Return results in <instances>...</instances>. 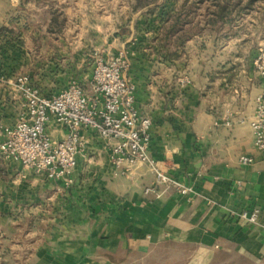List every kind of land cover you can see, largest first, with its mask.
<instances>
[{
  "label": "crops",
  "instance_id": "obj_1",
  "mask_svg": "<svg viewBox=\"0 0 264 264\" xmlns=\"http://www.w3.org/2000/svg\"><path fill=\"white\" fill-rule=\"evenodd\" d=\"M13 2L0 0L4 41ZM163 32L130 27L115 48L100 52L135 50L127 75L142 116L154 122L150 153L189 192L158 185L145 193L154 184L151 169L119 173L91 131L85 135L95 164L78 167L71 186L2 161L0 264H219L232 251L264 248V154L249 123L264 92L256 54H240V40L234 58L232 38L207 31L170 56L174 42L166 46ZM6 95L0 89V124H13L20 107ZM228 114L233 125L215 126ZM64 135L55 125V138ZM242 156L254 160L244 164ZM256 208V223L241 217Z\"/></svg>",
  "mask_w": 264,
  "mask_h": 264
},
{
  "label": "built area",
  "instance_id": "obj_2",
  "mask_svg": "<svg viewBox=\"0 0 264 264\" xmlns=\"http://www.w3.org/2000/svg\"><path fill=\"white\" fill-rule=\"evenodd\" d=\"M134 53V49L125 46L98 58L89 81L92 94L79 83H71L59 93H45L28 75L20 76L16 87L24 100L17 121L0 124V162L15 161L37 175L71 186L78 167L95 164L85 135L91 131L99 137L119 173L133 177L134 170L151 169L154 184L146 187L145 193L157 192L158 185L188 193V188L158 167L150 153L154 122L142 116L136 99L137 85L127 75ZM255 66L264 80V47L260 48ZM256 104V113L249 123L255 147L264 154V92ZM233 118V114H228L215 126L233 125ZM55 125L65 131L63 138H55ZM253 160L251 156L240 159L244 164ZM260 213L261 209L256 208L243 212L241 217L253 224Z\"/></svg>",
  "mask_w": 264,
  "mask_h": 264
},
{
  "label": "rangeland",
  "instance_id": "obj_3",
  "mask_svg": "<svg viewBox=\"0 0 264 264\" xmlns=\"http://www.w3.org/2000/svg\"><path fill=\"white\" fill-rule=\"evenodd\" d=\"M14 1L17 10L7 15L10 28L4 34L6 41L0 31V89L6 90L7 99L14 105L18 102L16 107L20 109L24 100L16 87L20 76L28 75L45 93H59L67 85L79 83L92 94L89 81L96 61L108 53L100 50L105 46L115 48L130 27L141 34L160 36L185 8L191 16L185 15L184 19L199 24L200 27L190 25L198 31L205 25L209 10L215 9L212 0H143L142 3H155L141 10L134 7L137 0ZM225 27L230 31L227 37L232 38L234 58L240 40L238 52L257 57L264 47V0H258L251 9L237 15L232 26ZM225 32L216 38H225ZM114 48L110 53L121 49ZM218 50L222 52L223 47ZM8 263L15 264L12 260ZM219 264H264V248L232 251Z\"/></svg>",
  "mask_w": 264,
  "mask_h": 264
},
{
  "label": "trees",
  "instance_id": "obj_4",
  "mask_svg": "<svg viewBox=\"0 0 264 264\" xmlns=\"http://www.w3.org/2000/svg\"><path fill=\"white\" fill-rule=\"evenodd\" d=\"M143 0H137L135 4L136 10H141L147 8L155 2L142 3ZM215 5V9L208 12V18L205 21V25H201V28L197 31L196 27H191L190 25H198L190 20L184 19L185 15H188L189 18L191 16L190 11L185 9L183 12L177 14L176 20L172 25L164 29L163 33V41L167 45L174 42V49H169L168 54L170 56H176L177 51L181 49L184 44L197 35H201V33L208 30L214 36L220 34L221 31H226L224 33L225 37L230 33L227 32L225 26H232L235 17L240 15L244 10L251 9L258 0H212ZM201 2V0L199 1ZM186 20V21H185ZM202 29V30H201ZM231 30V28L229 29Z\"/></svg>",
  "mask_w": 264,
  "mask_h": 264
}]
</instances>
